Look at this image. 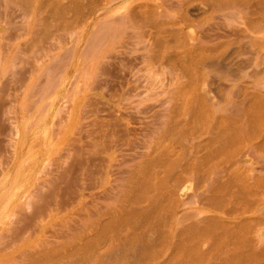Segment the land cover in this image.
Here are the masks:
<instances>
[{"label": "rangeland", "instance_id": "rangeland-1", "mask_svg": "<svg viewBox=\"0 0 264 264\" xmlns=\"http://www.w3.org/2000/svg\"><path fill=\"white\" fill-rule=\"evenodd\" d=\"M0 264H264V0H0Z\"/></svg>", "mask_w": 264, "mask_h": 264}, {"label": "bare ground", "instance_id": "bare-ground-1", "mask_svg": "<svg viewBox=\"0 0 264 264\" xmlns=\"http://www.w3.org/2000/svg\"><path fill=\"white\" fill-rule=\"evenodd\" d=\"M228 9H231L232 11L237 12V15L240 16V20H247L250 19L253 16L254 13V7L249 6L248 4H244L242 2H233L230 3L228 6ZM198 10V7L195 5H187L185 7V13L192 14L195 13ZM210 62V61H209ZM244 62V61H243ZM242 61H228V60H213L212 63L217 66H223L225 68L235 69L237 67H244V63ZM208 64V63H207ZM232 96V95H231ZM234 98V96L232 97ZM222 101L224 100V97H221ZM229 106V105H228ZM113 200V199H112Z\"/></svg>", "mask_w": 264, "mask_h": 264}]
</instances>
